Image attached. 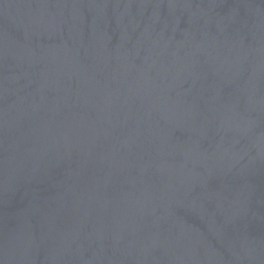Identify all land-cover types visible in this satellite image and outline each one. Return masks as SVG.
Here are the masks:
<instances>
[{
	"label": "water",
	"instance_id": "1",
	"mask_svg": "<svg viewBox=\"0 0 264 264\" xmlns=\"http://www.w3.org/2000/svg\"><path fill=\"white\" fill-rule=\"evenodd\" d=\"M0 264H264V0H0Z\"/></svg>",
	"mask_w": 264,
	"mask_h": 264
}]
</instances>
